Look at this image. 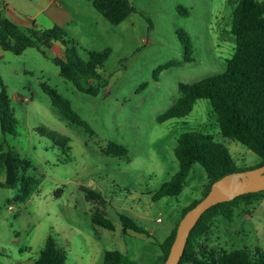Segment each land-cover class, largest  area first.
<instances>
[{
    "label": "rangeland",
    "instance_id": "1",
    "mask_svg": "<svg viewBox=\"0 0 264 264\" xmlns=\"http://www.w3.org/2000/svg\"><path fill=\"white\" fill-rule=\"evenodd\" d=\"M132 1L136 10L119 24L105 18L93 0H56L64 9L37 14L39 27L60 25L84 60L92 51L110 48L97 68V94L77 89L60 74L54 58H65V45L54 42L45 47L46 54L37 47L17 54L0 45V80L18 120L15 135L0 126V142L28 159L36 178L30 197L21 201L15 199L11 162L0 173V180L10 181L9 186H0L2 264H35L50 234L65 247L68 264H104L109 249H119L143 264H158L160 243L180 221L182 208L201 198L209 182L204 167L195 162L179 194L153 198L178 171L177 137L188 129L212 133L239 167L262 163L245 144L222 135L207 98L198 99L184 117L158 121L180 97V82L225 69L236 47L231 25L237 0ZM42 2L0 0V11L11 15L10 6L19 14L17 24L26 28L34 21L26 15L37 13ZM184 33L192 43L193 60L185 59ZM43 82L69 100L93 131L68 121L42 89ZM40 126L67 135L70 149L39 133ZM110 142L125 145L128 153H108ZM82 186L100 192L106 203L89 199ZM259 197L252 204L240 201L232 220L214 217L202 239L206 249L220 252L246 246L264 252V193ZM98 208L114 229L93 222ZM121 213L133 217L144 232L124 231Z\"/></svg>",
    "mask_w": 264,
    "mask_h": 264
},
{
    "label": "trees",
    "instance_id": "2",
    "mask_svg": "<svg viewBox=\"0 0 264 264\" xmlns=\"http://www.w3.org/2000/svg\"><path fill=\"white\" fill-rule=\"evenodd\" d=\"M93 5L113 24L121 23L136 10L132 0H93ZM181 9L186 14L189 13L186 8ZM231 32L236 37V47L233 55L227 60L225 69L198 80L180 82V97L158 116V121L184 117L193 110L198 99L207 98L211 102L212 111L222 135L245 144L257 153L262 158V163L256 165L259 166L264 164V0H237L232 13ZM184 35L185 59L193 60L192 43L189 36L185 33ZM65 36L67 32L60 25L39 27L33 22L32 26L24 28L0 12V45L4 50L20 54L28 47H37L46 54L45 47H51L58 41L66 46L65 58L58 56L54 58L60 68V74L72 81L77 89L97 94L99 86L94 83L100 76L97 68L102 66L108 58L110 48L92 51L89 60H84L76 44L65 39ZM1 85L0 126L4 133L15 135L18 133L15 109L2 81ZM41 86L68 121L93 131L91 126L73 109L69 100L65 99L56 88L46 82H43ZM37 130L64 149H70L67 135L46 126H40ZM106 151L115 155H125L128 153V148L125 145L110 142ZM174 151L179 160V169L169 181L163 183L154 194V199L179 194L195 162L204 167L209 181L201 198L208 193L212 183L221 176L237 170L253 168L239 167L228 147L216 141L212 133L195 128L178 135ZM9 162L14 170V177L11 176L14 180L12 185L18 190L15 199L26 201L36 181L30 173L32 165L28 159L22 158L13 151L9 145L0 142V173L5 170ZM9 185L10 181L0 180L1 187ZM82 189L89 199L99 200L101 204L106 203L105 197L100 192L86 186H82ZM262 193L264 190L245 193L207 209L191 230L179 264H264L262 251H252L243 246L214 252L207 250L202 242L211 230L214 217L221 215L232 220L240 201L252 204L260 198ZM201 198L194 199L184 206L181 217ZM120 218L124 231L132 229L144 232V229L130 215L121 213ZM92 220L95 224L114 229L113 222L100 208L92 213ZM178 223L179 221L160 243L162 253L158 264H163L168 256ZM35 264H68L67 251L50 234ZM104 264L143 263L119 249H109L104 253Z\"/></svg>",
    "mask_w": 264,
    "mask_h": 264
},
{
    "label": "water",
    "instance_id": "3",
    "mask_svg": "<svg viewBox=\"0 0 264 264\" xmlns=\"http://www.w3.org/2000/svg\"><path fill=\"white\" fill-rule=\"evenodd\" d=\"M261 190H264V164L230 172L215 180L208 193L181 217L163 264H179L191 230L207 209L239 195Z\"/></svg>",
    "mask_w": 264,
    "mask_h": 264
},
{
    "label": "crops",
    "instance_id": "4",
    "mask_svg": "<svg viewBox=\"0 0 264 264\" xmlns=\"http://www.w3.org/2000/svg\"><path fill=\"white\" fill-rule=\"evenodd\" d=\"M43 3V2H42ZM51 9H55V10H61V9H64V7H63V5L61 4V3H58V2H56V0H45V3H43L42 5H40V6H38V12L37 13H35L34 15H26L27 17H29V18H32V19H34V23L37 25V26H39V23H36V17H37V14H45V15H47L48 16V10H51ZM13 10V12H11L10 13V11H12ZM7 11H8V13L9 14H11V15H5V16H7V17H9L10 19H12L14 22H18L19 21V19H18V17H17V15H19V14H17V11H15L13 8H10V6H8L7 5ZM1 12V11H0ZM51 18V17H50ZM32 22V23H33ZM54 24H56V23H54ZM57 44H61L60 42H56ZM9 159V158H8ZM9 168H10V170H8L9 171V174H10V177L12 176V177H14V170L12 169V167H10L9 166ZM7 169V166H6V168H5V170Z\"/></svg>",
    "mask_w": 264,
    "mask_h": 264
},
{
    "label": "built area",
    "instance_id": "5",
    "mask_svg": "<svg viewBox=\"0 0 264 264\" xmlns=\"http://www.w3.org/2000/svg\"><path fill=\"white\" fill-rule=\"evenodd\" d=\"M12 207V206H11Z\"/></svg>",
    "mask_w": 264,
    "mask_h": 264
}]
</instances>
